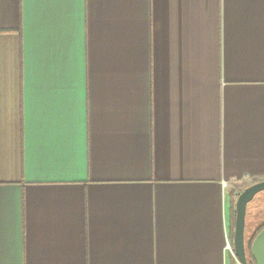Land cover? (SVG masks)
I'll use <instances>...</instances> for the list:
<instances>
[{"label": "crops", "instance_id": "crops-1", "mask_svg": "<svg viewBox=\"0 0 264 264\" xmlns=\"http://www.w3.org/2000/svg\"><path fill=\"white\" fill-rule=\"evenodd\" d=\"M263 179L264 0H0V264H230Z\"/></svg>", "mask_w": 264, "mask_h": 264}, {"label": "water", "instance_id": "water-1", "mask_svg": "<svg viewBox=\"0 0 264 264\" xmlns=\"http://www.w3.org/2000/svg\"><path fill=\"white\" fill-rule=\"evenodd\" d=\"M264 190V179L246 186L236 199V220L233 235V249L239 264H248L246 254L245 226L248 204L256 194Z\"/></svg>", "mask_w": 264, "mask_h": 264}, {"label": "rangeland", "instance_id": "rangeland-1", "mask_svg": "<svg viewBox=\"0 0 264 264\" xmlns=\"http://www.w3.org/2000/svg\"><path fill=\"white\" fill-rule=\"evenodd\" d=\"M264 222V190L258 192L247 207L245 238L249 241L251 235Z\"/></svg>", "mask_w": 264, "mask_h": 264}, {"label": "trees", "instance_id": "trees-1", "mask_svg": "<svg viewBox=\"0 0 264 264\" xmlns=\"http://www.w3.org/2000/svg\"><path fill=\"white\" fill-rule=\"evenodd\" d=\"M239 194H237L238 196ZM232 217H233V225H232V234H231V239L233 241V235H234V228H235V220H236V196H232ZM264 227V222L256 228V230L253 232L251 235L249 241H246V254H247V260L248 264H254V261L252 260L251 254L249 252V246L250 243L253 239V237ZM230 264H239V261L233 253H230Z\"/></svg>", "mask_w": 264, "mask_h": 264}, {"label": "built area", "instance_id": "built-area-1", "mask_svg": "<svg viewBox=\"0 0 264 264\" xmlns=\"http://www.w3.org/2000/svg\"><path fill=\"white\" fill-rule=\"evenodd\" d=\"M226 248L235 255L234 253V249H233V245L231 244V242H227Z\"/></svg>", "mask_w": 264, "mask_h": 264}]
</instances>
